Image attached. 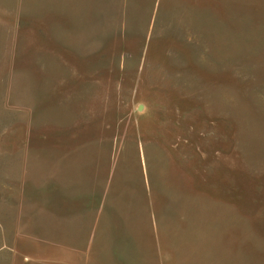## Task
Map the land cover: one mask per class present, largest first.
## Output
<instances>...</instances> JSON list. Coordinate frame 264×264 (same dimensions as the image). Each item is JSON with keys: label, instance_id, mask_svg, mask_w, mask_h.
<instances>
[{"label": "rangeland", "instance_id": "rangeland-1", "mask_svg": "<svg viewBox=\"0 0 264 264\" xmlns=\"http://www.w3.org/2000/svg\"><path fill=\"white\" fill-rule=\"evenodd\" d=\"M0 264H264V0H0Z\"/></svg>", "mask_w": 264, "mask_h": 264}, {"label": "crops", "instance_id": "crops-1", "mask_svg": "<svg viewBox=\"0 0 264 264\" xmlns=\"http://www.w3.org/2000/svg\"><path fill=\"white\" fill-rule=\"evenodd\" d=\"M65 218L66 217H63V214L61 216H59V213H57V214L52 213L51 216L46 217L43 222L42 221L39 222L38 224H36V226L43 227L41 229H45L42 233H46L47 231H52L51 229H53L57 226H60V227L62 226L61 231H56L54 233L56 235H61V244H62V245H60L61 246V253L74 252L75 255L78 257V260L83 259L84 256H83V253L81 251L85 250L86 244H84L82 241V242H78V244H76V245H70L69 226H68V224H65V222L63 221V219H65ZM75 230L78 231L79 233H83L85 230V226L78 225L77 228H75ZM97 231H98V229H97ZM99 232H100L99 234H100V239H101V234H102L101 228H100ZM94 234H96V232H94ZM95 241H97V238L95 239ZM94 244L96 245L97 243H94ZM89 246H90V244H88L87 247H89ZM93 250H94V247H93ZM98 252H99V250H98Z\"/></svg>", "mask_w": 264, "mask_h": 264}]
</instances>
